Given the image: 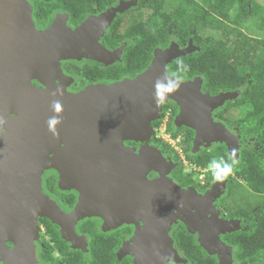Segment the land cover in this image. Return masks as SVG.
I'll use <instances>...</instances> for the list:
<instances>
[{
	"label": "water",
	"instance_id": "95a60500",
	"mask_svg": "<svg viewBox=\"0 0 264 264\" xmlns=\"http://www.w3.org/2000/svg\"><path fill=\"white\" fill-rule=\"evenodd\" d=\"M119 9L92 17L75 30L55 17L40 32L35 30L30 14H24L23 29L34 37L36 48L50 56L53 71L59 72V59L76 57L83 43L98 50L101 60L109 57V52L94 43L89 30L113 18ZM193 50L192 44L158 47L151 63L134 78L90 85L74 95L63 94L59 84H54L58 94L52 92L51 100H45L43 97L49 94L37 89L42 95L25 98V105L17 110L5 107V111L19 112L20 118L4 120L0 125V264H41L34 245L32 217L36 214L58 223L64 237L77 243L81 239L74 225L85 216H102L106 229L143 221L144 229L138 230L132 248L137 264L187 263L169 233L180 216L190 232L199 233V242L210 255H218L220 264H231L232 246L220 234L238 230L240 220L220 218L214 205L225 183H215L205 194L183 188L168 176L176 164L157 146L146 145L136 152L123 145L126 138L151 137V122L160 117L162 104L173 100L180 106L177 125L196 130L195 150L204 143L225 142L231 156L234 153V159L239 158L240 135L216 121L212 111L236 99L240 90L212 95L202 91L201 77L181 80L168 73L170 62ZM39 78L49 85V78ZM54 78L52 75V83ZM158 80L165 85L169 80L179 81V88L165 93L159 105L155 98ZM53 101H60V113L53 111ZM52 116L61 118L57 135L48 130L47 121ZM50 167L61 172L64 186L82 192L79 204L70 213H64L42 190V173ZM150 171L160 176L150 179ZM115 189L120 200L114 202L110 193ZM8 242L13 243L12 248Z\"/></svg>",
	"mask_w": 264,
	"mask_h": 264
},
{
	"label": "flooded vegetation",
	"instance_id": "af4514ba",
	"mask_svg": "<svg viewBox=\"0 0 264 264\" xmlns=\"http://www.w3.org/2000/svg\"><path fill=\"white\" fill-rule=\"evenodd\" d=\"M118 8L120 9L115 11L113 18H107L104 24L89 30L94 43L96 42L109 52V57L101 60L98 50H91L89 43H83V49L79 55L59 59L57 66L59 72L53 71L54 66L51 64L50 56L47 52L45 53L40 48H36L34 37L23 29L24 22H26L24 14H30L35 30L39 32L45 31L55 17L63 20V24L67 28L75 30L92 17L102 16ZM143 10L144 0H0V119L8 122L10 119L20 118L19 112L5 111V107L9 109L16 108L17 110L19 106L25 105V98L38 96L41 92L49 94L43 97L45 100H51L52 92L58 94L54 84H59L63 94L74 95L84 91L90 85L111 84L127 78H134L143 72L144 70L137 71L135 74L126 73L118 78L116 77L117 67H129V63L133 59L132 47L139 39L132 34L130 29L133 26L144 24L143 15L141 14ZM133 12L135 16L132 18ZM139 12L141 18L137 20L135 17L138 18L137 14ZM132 19L134 20L132 21ZM190 40L191 38L184 46L177 43L183 48L189 45ZM38 52L42 55H37ZM52 75L55 76L53 83L51 80ZM39 76L45 80L49 78L47 79L49 85L47 86ZM37 89H40L41 92H38ZM179 113L180 106L175 101L169 100L162 104L159 119L152 121L151 124H156L157 121L163 119L164 115L167 116L165 122L169 124L165 125V128L167 130L172 127L176 134L173 135L172 131L171 135L178 138L179 141L181 140L182 150L186 152L185 159L188 158L191 161V155L203 151H212L218 144H225L229 151V147L225 142H213L210 145L204 143L199 149L195 150L196 130L187 125H177L176 118ZM212 116L216 121L226 123L229 130L240 135L241 149L239 126L235 124L236 129L232 130L233 125L228 120L226 122L224 114L218 110V107L212 111ZM154 128L153 136L148 145L157 146L168 160L176 164V167L169 172L168 176L181 187L194 188L200 194H205L215 183L224 182L223 192L214 201L215 208L219 212L220 218L238 219L229 216V211L224 205L228 201L224 199L229 195L228 185L231 179L234 178L244 183L243 180L232 171L230 175L227 174L226 176L221 172L223 178L216 180L213 177L210 165H208L210 170L206 175H202L203 177L200 174L193 173L192 170L189 171L186 168L187 165L180 161V155L165 150L158 145L159 142H156L155 139L162 141L164 138L159 134L161 129ZM250 138L245 144L247 147H250ZM123 145L139 152L141 148H144V140L126 138L123 140ZM194 165L207 168V166L202 167L196 163ZM147 176L154 179L158 178L160 174L157 171H150ZM61 180L62 174L58 169L52 167L44 169L42 173V190L59 205L64 213H70L79 204L82 192L77 187L64 186L65 184L63 185ZM110 194L114 202L120 200L117 199V189ZM177 218L169 233L173 239L174 247L183 256L177 247V235L179 233L184 232L186 229L187 232L192 234L194 240L199 245L201 244L199 233L197 231L190 232L186 223ZM238 220L242 221L241 219ZM32 225L34 227L35 254L41 264H137L132 248L135 246L134 239L137 238L138 230L144 229L143 221L123 222L118 226L106 229L102 216H85L77 220L74 225L76 235L81 239L77 243L65 238L62 227L43 214L34 215ZM224 235L221 234L220 238L226 243L223 238ZM8 244L11 248L13 247L12 242H8ZM126 246L128 247L125 248ZM208 255L210 254L208 253ZM170 263L175 262H169L168 264Z\"/></svg>",
	"mask_w": 264,
	"mask_h": 264
},
{
	"label": "trees",
	"instance_id": "16d2710c",
	"mask_svg": "<svg viewBox=\"0 0 264 264\" xmlns=\"http://www.w3.org/2000/svg\"><path fill=\"white\" fill-rule=\"evenodd\" d=\"M203 1L204 4L214 6L213 12L195 0H183L170 14L164 9L163 1L144 0V6L152 12L143 25L130 29L139 40L132 47L134 56L129 67H117L116 77L145 70L152 61L155 49L169 46L171 34H175L177 42L184 46L190 38H200L203 28L211 27L221 31L219 38H203L199 50L170 62L168 73L181 80L199 76L203 80V91L212 95L240 90L239 97L233 103L227 102L225 106L241 105L248 108L242 118L234 121L239 126L242 148L232 172L244 183L231 179L228 202L224 205L229 216L242 220L243 228L226 233L223 238L233 246V257L237 264L249 261L264 264V38L250 37L239 28L245 13L251 9L253 13L262 14V21L256 28L264 31V8L256 2L248 8V0H244V12H238L233 20L236 27L231 28L224 20L229 17V11L237 0ZM189 6H194L195 15L185 9ZM178 60L187 66L186 71L181 70ZM229 123L232 124V121ZM169 130L172 132L173 128L169 127ZM172 133L176 134L174 131ZM250 137L261 147H247L245 144ZM155 141L161 142L157 139ZM230 157L226 145L218 144L212 151L191 155L190 159L202 167L213 161L223 167L224 163L231 164ZM177 238V247L187 263L170 264H219L218 258L208 255L186 229Z\"/></svg>",
	"mask_w": 264,
	"mask_h": 264
},
{
	"label": "rangeland",
	"instance_id": "374dc122",
	"mask_svg": "<svg viewBox=\"0 0 264 264\" xmlns=\"http://www.w3.org/2000/svg\"><path fill=\"white\" fill-rule=\"evenodd\" d=\"M158 1H163L164 9L168 13L172 14L173 11H174V8L177 6V4L178 3H181L183 0H158ZM195 1H197L198 4H200V5H204V7L207 10H209V11H212L213 10V7L214 6L204 4V1L203 0H195ZM243 1L244 0H237L236 4L229 11V17L228 18H225V20H224L226 22V24L229 27H231V28L236 27V25L233 23V20H234L235 16L238 14V12L241 11V10L244 12V7H242V2ZM255 2L256 3H259L264 8V0H255V1L254 0H248V8H251L252 5ZM130 4H132V3H130ZM185 9H187V11H189L193 15L196 14V12L194 10V6H189L188 8H185ZM151 12H152V10L149 7H145L144 6V10L141 13L143 15L142 18L144 19V21H146L148 19V17L150 16ZM141 14L139 12V14H137L138 15V18L135 17V19L140 20ZM261 15L262 14L253 13L252 10L250 9L247 13H245V15L243 17V20H242V24L239 26V28L242 29V30H244L245 33H247L250 37H253V38H264V31L257 30V28H256V25L259 24L262 21V16ZM133 16H135L134 15V12L132 14V18H133ZM133 20L134 19H132V21ZM220 35H222L221 31L215 30V29H213L211 27H206V28H203V30L200 31V38H191L189 44H192L193 49H194L193 51H197L200 48L201 39H203V38L204 39L219 38ZM170 38H171L170 45H172L174 43H177V37H176L175 34H171L170 35ZM238 97H239V95H238ZM234 100L235 99L227 100L222 106L218 107V110L220 112L222 111V113L224 114V117H225L226 122H227V120L234 122L235 120L242 118L244 116V114L248 111V108L246 106H241V105H237V106L231 105L230 107L225 106L227 102L233 103ZM166 119H167V116L164 115L163 116V119H161V121H157L158 122L157 124H151L152 135L148 139L144 140V146H146V145L149 144V140L153 136V131H154L153 129H155L154 127L163 128L165 125H168L169 124V123H166L165 122ZM219 122H222V121H219ZM222 123H224V122H222ZM224 124L227 127L226 123H224ZM235 124H236V122L232 123V125H233V127H232L233 129L231 128L232 130H235L236 129V125ZM231 132L233 134H235V135H239L235 131H231ZM167 133L172 134L171 133V130H169V128L166 131V134ZM159 134L162 135V137L164 138V140H162L161 142H159L158 145L161 146V147H163L165 150H168V151H170L172 153H177L178 155H180V157H181L180 158V161L183 162L184 165H187L186 168L189 171L192 170L193 173L200 174L201 176L202 175L204 176V174L206 175V173L208 172V170H210L208 166H207V168H200L198 166L195 167L193 161H190L188 158H186V159L184 158L186 156V152H184L182 150V142H181V140L179 141L178 138H176L174 136H171V138L170 137L168 138L166 136V134L164 132H162V131H160ZM250 141H251V143L249 144V146L251 148H253V147L254 148H260L261 147L260 144L256 143L255 139L250 138ZM216 143H218V141ZM263 149H264V146H263ZM236 160H238V159H236ZM226 199H228V197L227 198L225 197L224 200L226 201ZM177 219L183 220L179 216H178ZM242 228H243L242 221H239V223H238V230L239 229H242ZM233 252H234V248L232 246V255H233ZM213 255H216V254H213ZM216 257L218 258V262L220 264L219 256L216 255ZM231 264H237L234 261L233 256H232V259H231ZM245 264H255V263L252 262V261H249V262H247Z\"/></svg>",
	"mask_w": 264,
	"mask_h": 264
},
{
	"label": "clouds",
	"instance_id": "9594fccd",
	"mask_svg": "<svg viewBox=\"0 0 264 264\" xmlns=\"http://www.w3.org/2000/svg\"><path fill=\"white\" fill-rule=\"evenodd\" d=\"M178 65L180 66L182 71H186L187 70V66L184 65L182 60H178L177 61ZM156 94H155V98H156V103L157 105L161 104L163 102V100L165 99V93H170L173 92L175 90H177L179 88V81H172L169 80L168 83L162 84L159 80L156 82ZM52 109L54 112L56 113H60L62 111V105L60 103V101H53L52 103ZM4 123L3 119H0V125H2ZM61 123V118L59 116H52L48 119L47 121V125H48V130L53 134V135H57L58 131L56 128V125ZM231 159V164L229 163H224L223 167L221 168V164L218 162L213 161L210 164V168L213 171V177L216 180H220L223 177L221 176V172H223L225 174V176L230 173L233 169V166L235 164L238 163V161L236 159H234V153L233 156L230 157Z\"/></svg>",
	"mask_w": 264,
	"mask_h": 264
},
{
	"label": "built area",
	"instance_id": "2783aa9c",
	"mask_svg": "<svg viewBox=\"0 0 264 264\" xmlns=\"http://www.w3.org/2000/svg\"><path fill=\"white\" fill-rule=\"evenodd\" d=\"M159 129H161V131L164 132V133L166 134V131H167V130H166L165 126H164L163 128H159ZM166 136H167L168 138H169V137L171 138L172 135H171L170 133H167ZM195 167H196V166H195Z\"/></svg>",
	"mask_w": 264,
	"mask_h": 264
}]
</instances>
